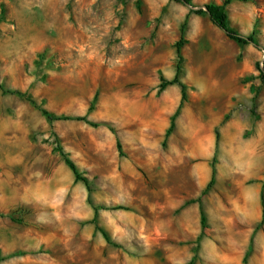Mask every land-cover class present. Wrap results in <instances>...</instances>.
<instances>
[{"label": "rangeland", "instance_id": "374dc122", "mask_svg": "<svg viewBox=\"0 0 264 264\" xmlns=\"http://www.w3.org/2000/svg\"><path fill=\"white\" fill-rule=\"evenodd\" d=\"M227 11L264 48V0ZM263 60L174 0H0V264H264Z\"/></svg>", "mask_w": 264, "mask_h": 264}, {"label": "trees", "instance_id": "16d2710c", "mask_svg": "<svg viewBox=\"0 0 264 264\" xmlns=\"http://www.w3.org/2000/svg\"><path fill=\"white\" fill-rule=\"evenodd\" d=\"M174 1H177L179 3H183V4L188 5V6H191V12H196L198 14H203V13L208 14L211 21L216 26L221 28L230 39H233V40L237 41L238 43H242V44L252 43L256 47H258L260 49H264L263 46H261L258 38L256 37L255 31L246 35V34L240 32V31H238V30H236L230 26V19H229V15H228V11H227V5L230 4L233 0H223L222 3L209 2V3H206L203 6L198 7V8H194L193 0H174ZM186 24H187V19L182 26L180 38L175 45L176 51H177V58H178L177 63H176V74H175L173 79H170V80L169 79H163L161 84H160V88H159V91H163L168 85L179 84L181 86V92H182L181 102H180L178 109L176 110V112L171 117V123H170V126L166 132L167 136L173 131V129L175 127V119L180 112V109H181L183 102L186 99V84L184 82H182L179 78V73L181 71V64L183 62L182 45L184 44V41H185L184 35H185ZM256 66L260 72L259 75H260L262 81H264V60H263V64H261L260 62H257ZM0 88L3 90V92L17 93V94H20V95L27 97V95L20 90L8 89L3 85H0ZM28 100L31 101L35 107L40 109L42 111V113L44 115H46L51 120H58V119L82 120V119H86L85 116L58 115V114H55V113L47 110L46 108H43L35 99L28 97ZM91 109L92 108L90 107L89 110H91ZM90 123H92L93 125H98V123H96V122H90ZM218 137H219V132H217V139H218ZM58 147H59L61 154L64 156L66 163L74 172L76 179L77 180H83L86 183V185L89 187L90 184H89L88 178L82 175V173L79 171L75 162L63 150L62 146L60 145ZM215 174H216V167H215V163H214L213 164L212 177H211V179L207 185V188L205 189V192L215 183ZM199 201H200L202 233H204L205 229L207 227V214H206V212L202 206L201 199H199ZM97 210H98V207H96V211ZM102 231L104 234H106V232H104V230H102Z\"/></svg>", "mask_w": 264, "mask_h": 264}, {"label": "bare ground", "instance_id": "6f19581e", "mask_svg": "<svg viewBox=\"0 0 264 264\" xmlns=\"http://www.w3.org/2000/svg\"><path fill=\"white\" fill-rule=\"evenodd\" d=\"M167 107H168V104H167ZM211 123H212V122H211ZM208 125H209V124H208ZM200 126H201V125H200ZM197 127H198V126H197ZM197 127H196V128H197ZM208 127H209V126H208ZM201 128H202V127H201ZM202 129H203V128H202ZM202 129H201V130H202ZM205 130H208V129H205ZM202 131H203V130H202Z\"/></svg>", "mask_w": 264, "mask_h": 264}]
</instances>
